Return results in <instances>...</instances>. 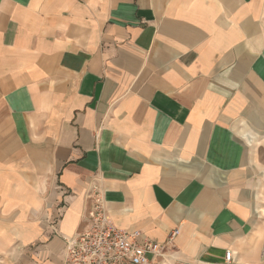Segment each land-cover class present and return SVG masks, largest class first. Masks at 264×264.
<instances>
[{
    "label": "crops",
    "instance_id": "1",
    "mask_svg": "<svg viewBox=\"0 0 264 264\" xmlns=\"http://www.w3.org/2000/svg\"><path fill=\"white\" fill-rule=\"evenodd\" d=\"M260 113L264 0H0V264H65L95 193L177 264H264Z\"/></svg>",
    "mask_w": 264,
    "mask_h": 264
},
{
    "label": "built area",
    "instance_id": "2",
    "mask_svg": "<svg viewBox=\"0 0 264 264\" xmlns=\"http://www.w3.org/2000/svg\"><path fill=\"white\" fill-rule=\"evenodd\" d=\"M87 224L80 232L63 239L65 264H177L172 256L174 230L164 244L140 231L126 232L111 222L99 193L90 196ZM231 253H225L230 262Z\"/></svg>",
    "mask_w": 264,
    "mask_h": 264
},
{
    "label": "rangeland",
    "instance_id": "3",
    "mask_svg": "<svg viewBox=\"0 0 264 264\" xmlns=\"http://www.w3.org/2000/svg\"><path fill=\"white\" fill-rule=\"evenodd\" d=\"M261 115L259 116L260 121L255 123L256 127L253 128L254 132L259 133V135H263L264 134V113H260ZM258 138H261V136H258ZM262 141V140H261ZM259 146H261V148L264 149V142H260L258 144ZM256 149V152L258 151L257 146L254 148V150ZM262 150V149H261ZM253 151V150H252Z\"/></svg>",
    "mask_w": 264,
    "mask_h": 264
}]
</instances>
